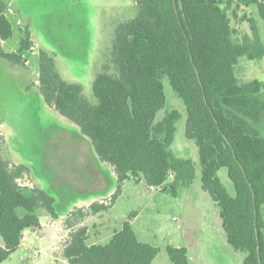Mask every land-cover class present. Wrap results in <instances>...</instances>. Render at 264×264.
I'll return each instance as SVG.
<instances>
[{
	"label": "trees",
	"instance_id": "trees-1",
	"mask_svg": "<svg viewBox=\"0 0 264 264\" xmlns=\"http://www.w3.org/2000/svg\"><path fill=\"white\" fill-rule=\"evenodd\" d=\"M133 3L135 15L114 28L107 60L92 82V99L80 83L62 78L52 55L39 51L37 80L43 100L72 121L97 157L112 166L114 197L131 177H141L147 187L164 185L175 195L178 182L192 180L194 166L170 148L180 113L172 110L155 120L166 103L167 77L185 105V136L197 145L202 188L219 207L227 242L244 252L243 264H264V81L240 82L234 71L240 57L264 55L254 19L246 14L238 18L236 9L254 4L264 20V0ZM228 9L250 25L251 33L243 34L241 41L233 37L237 30ZM7 10V2L0 0L1 41L13 35ZM31 45L26 29L15 51L0 46V57L20 64L21 54ZM221 167L234 194L217 175ZM27 171L0 153V263L20 245L25 229L42 228L39 209L57 217L53 196L19 184ZM88 207L94 212L108 208L97 202ZM157 252V247L138 239L129 220L106 243L88 244L86 228L80 226L62 245L69 264H151ZM166 252L170 264H190L185 247L167 245Z\"/></svg>",
	"mask_w": 264,
	"mask_h": 264
},
{
	"label": "rangeland",
	"instance_id": "rangeland-1",
	"mask_svg": "<svg viewBox=\"0 0 264 264\" xmlns=\"http://www.w3.org/2000/svg\"><path fill=\"white\" fill-rule=\"evenodd\" d=\"M5 1L13 35L0 40L1 48L15 51L26 29L32 45L21 54L20 64L0 57V153L11 164L28 169L18 179L21 186L38 187L55 198L57 217L39 209L42 228L24 233L22 243L0 264H69L62 245L70 231L83 226L88 244H103L125 220L140 241L158 248L151 264H170L167 245L185 247L190 264H243L244 252L227 242L219 207L202 188L197 145L185 136V105L167 77L166 103L155 120L172 110L180 113L170 148L194 166L192 180L178 182L175 195L164 185L147 187L141 177H131L114 197L117 181L112 166L97 157L72 121L43 100L37 80L40 50L52 55L63 79L80 83L84 94L93 98L92 82L107 60L116 24L135 15L133 0ZM236 12L238 18L246 14L254 19L264 45V20L256 6L240 5ZM228 14L237 30L233 37L241 41L243 34L251 33L250 25L233 17L230 9ZM234 71L240 82L264 81V55L240 57ZM260 133L264 135V130ZM217 175L234 194L226 168H219ZM172 179L173 175L168 180ZM96 202L108 208L94 212L88 206Z\"/></svg>",
	"mask_w": 264,
	"mask_h": 264
},
{
	"label": "crops",
	"instance_id": "crops-1",
	"mask_svg": "<svg viewBox=\"0 0 264 264\" xmlns=\"http://www.w3.org/2000/svg\"><path fill=\"white\" fill-rule=\"evenodd\" d=\"M31 231L33 232V233H35V231H33L32 229H25L24 231H23V234L25 233H28L29 235H30V233H31ZM25 237V236H24ZM30 237H32V236H30ZM21 243H22V240H21ZM20 243V244H21ZM0 245H2V244H0Z\"/></svg>",
	"mask_w": 264,
	"mask_h": 264
}]
</instances>
